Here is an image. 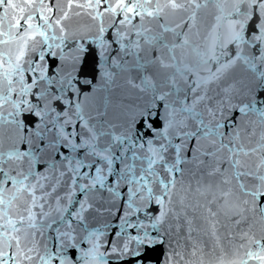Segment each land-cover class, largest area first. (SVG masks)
<instances>
[{
  "label": "snow or ice",
  "instance_id": "1",
  "mask_svg": "<svg viewBox=\"0 0 264 264\" xmlns=\"http://www.w3.org/2000/svg\"><path fill=\"white\" fill-rule=\"evenodd\" d=\"M0 264H264V0H0Z\"/></svg>",
  "mask_w": 264,
  "mask_h": 264
}]
</instances>
